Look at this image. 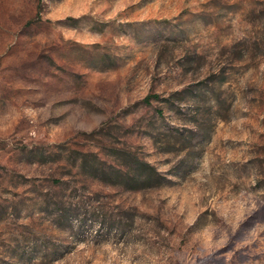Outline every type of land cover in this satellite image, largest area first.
I'll return each mask as SVG.
<instances>
[{"label":"rangeland","instance_id":"rangeland-1","mask_svg":"<svg viewBox=\"0 0 264 264\" xmlns=\"http://www.w3.org/2000/svg\"><path fill=\"white\" fill-rule=\"evenodd\" d=\"M0 264H264V0H0Z\"/></svg>","mask_w":264,"mask_h":264},{"label":"trees","instance_id":"trees-1","mask_svg":"<svg viewBox=\"0 0 264 264\" xmlns=\"http://www.w3.org/2000/svg\"><path fill=\"white\" fill-rule=\"evenodd\" d=\"M149 99H150V96H149V97H146V98H145V101H149ZM147 178L149 179L150 177H146V179H147Z\"/></svg>","mask_w":264,"mask_h":264}]
</instances>
